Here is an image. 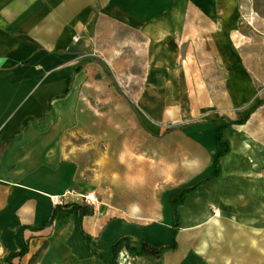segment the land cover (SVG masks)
I'll list each match as a JSON object with an SVG mask.
<instances>
[{
    "label": "crops",
    "instance_id": "0c3cea01",
    "mask_svg": "<svg viewBox=\"0 0 264 264\" xmlns=\"http://www.w3.org/2000/svg\"><path fill=\"white\" fill-rule=\"evenodd\" d=\"M97 61L140 110L126 129L145 141L127 150L130 165L110 155V186L157 180L166 156L178 160L154 212L118 209L117 191L103 212L81 199L90 191L69 160V130ZM262 100L264 0H0V264H110L121 239L142 251L175 236L160 259L123 247L117 264L122 253L131 264H224V221L264 230ZM72 203L94 213H70Z\"/></svg>",
    "mask_w": 264,
    "mask_h": 264
},
{
    "label": "rangeland",
    "instance_id": "374dc122",
    "mask_svg": "<svg viewBox=\"0 0 264 264\" xmlns=\"http://www.w3.org/2000/svg\"><path fill=\"white\" fill-rule=\"evenodd\" d=\"M130 97V94L124 92L121 83L115 80L106 63L97 61L90 64V75L80 93L75 113L78 123H74L69 130V160L79 164L77 181L90 191L88 195H95L97 201L90 200L94 205L108 204L110 197L117 191L118 196L120 195L116 205L118 209L127 208V211L134 214L151 213L157 209V194L162 188L175 183L172 178V163L174 160L176 164L178 160L166 156L164 172L161 170L159 175L149 174L159 176L157 180L133 182L123 179L116 183L117 189L114 185L110 186V155L116 152L119 165L124 166L121 160H127L130 165L135 158L127 155L130 154L127 150L140 148L139 145L145 143L141 140L138 126V129H126V122L130 125L132 117L141 115L140 110L132 106ZM177 143L166 140L164 147L176 148ZM149 164V171L155 172V159ZM180 166V177L183 180L192 168L183 157L180 159ZM134 176L140 174L135 173ZM81 197L85 201L88 199ZM259 216L263 226L264 213ZM260 233V236H254L248 225L239 221H224V237L217 238L219 244L224 243V264H264V230Z\"/></svg>",
    "mask_w": 264,
    "mask_h": 264
},
{
    "label": "trees",
    "instance_id": "16d2710c",
    "mask_svg": "<svg viewBox=\"0 0 264 264\" xmlns=\"http://www.w3.org/2000/svg\"><path fill=\"white\" fill-rule=\"evenodd\" d=\"M264 104V100L260 101V103L258 104L257 107L261 106ZM246 120H242V121H238L236 122L237 124H243L245 123ZM219 145L220 147H222L223 149H225V152L226 153L228 151V145L224 142V134H223V129L221 130L220 132V139H219ZM221 154L220 157L217 159V162H216V167H217V173H216V176L219 175V171H220V167H219V159L224 155ZM186 194H188V192H185L183 194V197H182V200L181 201H175L174 202V207L176 208V212H177V209H178V206L183 204L184 202V199H185V196ZM66 209L69 210L70 213H79V212H82L85 216L87 215H92L94 213V209L92 207H89L87 205H81V204H77V203H72V204H69L65 207ZM62 209V206L58 205L56 206L54 212H53V215L50 219V221L46 224V227H50L54 224L56 218H57V215H58V212ZM80 232L82 233L81 229H79ZM88 243L90 244V241L88 240ZM176 246H177V241H176V236L174 237V246L172 248H161V249H156V248H153L149 245H145L142 249V251H138L137 249H135L134 247H132V245L130 244L129 240L124 238V239H121L115 246H114V255H115V260L114 262L110 263V264H117V255L119 253V251L124 247L126 248V250L131 254V255H134V256H137V257H150V258H154V259H160V257L164 254L165 251L171 249V250H174L176 249ZM90 247V246H89ZM28 251V247L26 246V248L24 249L23 252H21L19 254V256H23L27 253ZM7 262L9 264H14L13 263V257H8L7 258Z\"/></svg>",
    "mask_w": 264,
    "mask_h": 264
},
{
    "label": "bare ground",
    "instance_id": "6f19581e",
    "mask_svg": "<svg viewBox=\"0 0 264 264\" xmlns=\"http://www.w3.org/2000/svg\"><path fill=\"white\" fill-rule=\"evenodd\" d=\"M88 193H89V192H88ZM88 193H86L87 195L85 194V195H83V196H84V197H88V199H90V200H92V201H97V199H96V197H95L94 194H89V195H88ZM99 208H100V212H103V211L107 208V205H106V204H103V203H99ZM212 223H213L214 225H218V224H219V222H218L217 219L213 220ZM119 260H120V264H131V263L129 262L128 257H127V255H126L125 253H122V254L120 255Z\"/></svg>",
    "mask_w": 264,
    "mask_h": 264
},
{
    "label": "built area",
    "instance_id": "2783aa9c",
    "mask_svg": "<svg viewBox=\"0 0 264 264\" xmlns=\"http://www.w3.org/2000/svg\"><path fill=\"white\" fill-rule=\"evenodd\" d=\"M90 200V199H89ZM92 201V200H91Z\"/></svg>",
    "mask_w": 264,
    "mask_h": 264
}]
</instances>
